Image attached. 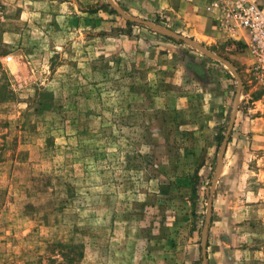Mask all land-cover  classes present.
I'll list each match as a JSON object with an SVG mask.
<instances>
[{
  "label": "rangeland",
  "instance_id": "1",
  "mask_svg": "<svg viewBox=\"0 0 264 264\" xmlns=\"http://www.w3.org/2000/svg\"><path fill=\"white\" fill-rule=\"evenodd\" d=\"M114 1L236 67L243 88L207 252L210 264H264V76L245 31L222 0L205 5L209 26L193 33L153 0ZM107 4L0 0V264H47L57 240L83 243L79 264H202L238 80ZM169 53L196 74L171 84L156 69Z\"/></svg>",
  "mask_w": 264,
  "mask_h": 264
},
{
  "label": "water",
  "instance_id": "2",
  "mask_svg": "<svg viewBox=\"0 0 264 264\" xmlns=\"http://www.w3.org/2000/svg\"><path fill=\"white\" fill-rule=\"evenodd\" d=\"M107 2L118 14H120L126 20H128L130 22H136L139 24L146 25L158 33L170 36V37L178 39V40H182V41L194 46L195 48H197L198 50L203 52L205 55L224 63L233 72V74L235 75V77L238 80V86H237L236 94H235L233 105H232L230 121L228 124V128L226 130V133L224 135L223 141L221 143L220 151H219L218 158H217V160H218L217 169L215 172V176L212 180L210 190L208 192L207 212H206V217H205V224H204V227L202 229V235H201L202 236V238H201L202 264H208L207 237H208L209 224L211 221L212 210H213V193L215 190L216 182H217V180H218V178L222 172L223 159H224V155H225V152L227 149L229 135L231 133V130L233 128V125H234V122H235V119L237 116V112H238V108H239V100H240V96H241V92H242V88H243V80H242L241 76L239 75L236 67L234 66V64L232 62H230L229 60H227L223 56L213 52L212 50H210L209 48H207L203 44L197 42L196 40L184 37L180 33L173 31L171 29L161 28V27L157 26L155 23H153L152 21L133 16V15L127 13L125 10H123L114 0H107Z\"/></svg>",
  "mask_w": 264,
  "mask_h": 264
},
{
  "label": "crops",
  "instance_id": "3",
  "mask_svg": "<svg viewBox=\"0 0 264 264\" xmlns=\"http://www.w3.org/2000/svg\"><path fill=\"white\" fill-rule=\"evenodd\" d=\"M210 1L212 0H153V3L155 5V8H153V10L162 17L170 18L172 20V23H174L173 21H175V23L183 24L186 29H189L192 33L195 31L201 32V30H206L209 26V19L205 13L204 8L205 5ZM261 2H264V0H261ZM152 7L149 8L151 9ZM168 57V59L164 58L165 61L159 62L156 69L160 71V68H162L165 74L167 71V76L171 77V79L169 80L171 84H182L183 82L181 79L183 78V72L184 74H187V72H193L196 74V64L192 66V63H188V66H190L191 64L192 67L189 68L192 71L186 66V62L189 61L188 57V60H186L185 64L183 65L184 67H182V65H179V67L177 68H174V65L177 64L172 59L170 53ZM184 69L185 71H183ZM180 100L183 103L181 105L186 106V104H184V99L181 98ZM258 148L260 147L258 146ZM258 181L264 184V172L259 176ZM257 200H259V197L257 198ZM208 264H210L209 258Z\"/></svg>",
  "mask_w": 264,
  "mask_h": 264
},
{
  "label": "built area",
  "instance_id": "4",
  "mask_svg": "<svg viewBox=\"0 0 264 264\" xmlns=\"http://www.w3.org/2000/svg\"><path fill=\"white\" fill-rule=\"evenodd\" d=\"M222 1L228 20L236 28L245 31L248 39L246 44L255 59L254 69L264 76V4L259 0Z\"/></svg>",
  "mask_w": 264,
  "mask_h": 264
},
{
  "label": "trees",
  "instance_id": "5",
  "mask_svg": "<svg viewBox=\"0 0 264 264\" xmlns=\"http://www.w3.org/2000/svg\"><path fill=\"white\" fill-rule=\"evenodd\" d=\"M109 7L110 5L107 4ZM115 12L114 10H111ZM131 24L130 21H127ZM194 191V188H193ZM52 255L47 256V264H79L84 257V245L82 242L57 240L51 244Z\"/></svg>",
  "mask_w": 264,
  "mask_h": 264
}]
</instances>
